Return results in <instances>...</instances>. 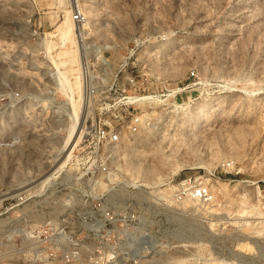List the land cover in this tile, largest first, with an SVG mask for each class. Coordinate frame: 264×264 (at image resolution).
I'll return each instance as SVG.
<instances>
[{
    "label": "rangeland",
    "instance_id": "374dc122",
    "mask_svg": "<svg viewBox=\"0 0 264 264\" xmlns=\"http://www.w3.org/2000/svg\"><path fill=\"white\" fill-rule=\"evenodd\" d=\"M74 1L88 18L84 28L74 24L79 80L84 55L100 85L133 72L137 86L158 95L111 161L120 181L142 184L119 190V203L133 202L147 233L165 239L132 263L264 264V0ZM72 2L0 0V264L28 263L19 233L61 214L55 201L86 206L73 187L78 148L43 182L70 125L57 27L77 10ZM136 42L142 51L125 62ZM80 95L81 87V111ZM185 177L208 183L215 201L152 202L150 192ZM21 195L27 200L14 207ZM72 225L86 233L82 221Z\"/></svg>",
    "mask_w": 264,
    "mask_h": 264
},
{
    "label": "built area",
    "instance_id": "2783aa9c",
    "mask_svg": "<svg viewBox=\"0 0 264 264\" xmlns=\"http://www.w3.org/2000/svg\"><path fill=\"white\" fill-rule=\"evenodd\" d=\"M72 19L80 27L88 25V18L79 9L73 12ZM143 45L136 42L127 48L125 62L141 52ZM99 57L105 61L102 50ZM82 63L80 100L84 119L81 139L72 150L78 148L80 161L73 187L81 192L86 206H77L72 197L59 199L55 201L56 207L66 208L61 214L47 218L40 225L28 223L25 232L19 233L26 240L20 249L28 256L27 264H133L148 250L161 251L165 244L163 237L145 230L144 211L135 209L133 202L119 203L116 198L119 190L142 189V184L120 181L121 167L111 164L124 140H129L147 123L146 105L156 102L158 95L137 86L133 72L127 74L123 84L116 75L100 85L91 75L90 61L84 55ZM99 100L103 104L95 107ZM112 108L116 111L106 117ZM166 185L150 192L154 204L172 208L188 200L212 204L216 199L208 183L192 177L181 179L173 189ZM26 200L27 196H19L14 207ZM73 220L84 223L85 234L72 225ZM14 228V231L18 229Z\"/></svg>",
    "mask_w": 264,
    "mask_h": 264
},
{
    "label": "bare ground",
    "instance_id": "6f19581e",
    "mask_svg": "<svg viewBox=\"0 0 264 264\" xmlns=\"http://www.w3.org/2000/svg\"><path fill=\"white\" fill-rule=\"evenodd\" d=\"M72 3H73V9L77 8L81 10L79 4L76 1L73 0ZM74 24L75 22L72 20L70 16L67 17V19L64 20L57 27L61 39L64 40L63 42L71 43L70 47H67L66 44L64 43V49L62 48L63 49L62 55L59 62L60 65H57L58 75L57 74L56 75L59 81L61 82V86L63 85L62 87H64V85H66L68 88V92L70 93L68 95L70 98L72 111L67 114L70 119V125H68L67 127L68 136L65 138L62 144L64 149V154L62 155L59 165L57 166L55 171L47 175L43 179V182L49 180L54 172L60 170L62 167L65 166V164L72 157L73 148L77 145V143L81 139L80 135L82 132L80 131V128L83 124L82 121L84 118L80 111L79 101L75 98V96L79 93V88L81 87L80 86L81 81L79 80V76H78V72H79L78 66L80 61L78 58V50L76 49L77 46L75 47V38L73 36ZM72 78L74 79V81H71ZM63 89L65 90V87Z\"/></svg>",
    "mask_w": 264,
    "mask_h": 264
}]
</instances>
